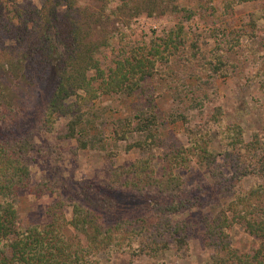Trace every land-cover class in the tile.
<instances>
[{
  "label": "trees",
  "instance_id": "1",
  "mask_svg": "<svg viewBox=\"0 0 264 264\" xmlns=\"http://www.w3.org/2000/svg\"><path fill=\"white\" fill-rule=\"evenodd\" d=\"M101 1L94 11L80 0H42L39 7L0 0V264H108L119 255L168 264L164 256L170 252L184 259L195 225L173 216L197 207L200 193L177 171L194 162L231 192L215 215L200 222L203 244L212 251L206 264H264V136L254 132L246 140L239 125L226 121L220 104L204 111L205 103L196 100L193 108L204 111L200 121L176 108L162 117L152 104L159 85L176 71L198 81L205 73L211 80L236 77L247 58L254 70L244 75L245 82L264 91V7L244 26L217 25L209 51L199 43L203 33L191 36L185 27L197 16L216 24L232 17L235 7L257 1L264 6V0H118L114 8ZM141 15L177 17L178 23L161 37L132 43L131 20ZM107 51L109 64L102 60ZM102 97L148 101L145 110L113 124L115 153L108 155L137 134L128 149L142 157L114 171L118 186L98 204L65 198L46 180L32 186L34 138L51 132L56 116H66L63 138L90 147L99 119L93 106ZM166 123H181L186 145L162 138ZM215 144L227 156L223 163ZM226 165L230 177L221 170ZM244 179L254 183L245 187ZM39 189L41 195L56 194L45 210L48 221L24 227L16 198L21 190ZM121 195L138 200L133 211ZM234 226L259 246L247 252L235 248Z\"/></svg>",
  "mask_w": 264,
  "mask_h": 264
},
{
  "label": "rangeland",
  "instance_id": "2",
  "mask_svg": "<svg viewBox=\"0 0 264 264\" xmlns=\"http://www.w3.org/2000/svg\"><path fill=\"white\" fill-rule=\"evenodd\" d=\"M15 1L22 2L24 0ZM28 1L34 7H39L42 2V0ZM104 1L110 8H114L118 4V0ZM101 2L103 1L80 0L82 6H89L94 11L100 9ZM263 7V3L258 1L244 3L235 7L232 17L224 16L216 24L211 20H202L197 16L192 22L186 23L185 27L191 36L203 33L199 43L204 51H209L215 45L210 31L216 29L217 25L227 30L244 26L249 21V15ZM139 22H143V24ZM177 23V17L141 15L131 20V28L128 31L129 39L132 43H137L142 40L148 41L152 36L161 37ZM110 58L109 51L103 53L102 60L107 64L110 63ZM253 70L251 58H247V61L244 62L243 72L236 77L211 80L205 73L201 75V81H198L195 78H187L184 74L176 71L178 74L174 75L172 80L159 85L158 94L160 93V96L152 104L155 105L156 111L162 117L173 112L176 108L177 112L186 113L194 121L202 120L204 117L201 113H204L207 108L211 110L212 106L220 104L226 121L239 125L244 131L246 140H249L251 133L254 132L264 136V91H259L255 85H248L244 79V75L251 74ZM196 100L205 103L204 111L193 108ZM147 103L148 101L144 99L126 97H102L95 101L93 107L99 115V119L97 126L92 127L90 131V137L93 138L90 141L93 143L90 142V147L85 149L79 148L75 139L63 138L69 117L56 116L52 131L39 132L34 138L36 147L29 163L31 185L36 187L42 180L49 181L63 197L79 199L88 205L90 203L98 204L105 195L108 198L111 193L110 189L118 186L116 181L112 180L114 171L130 165L131 162L142 157L139 150L128 149L129 145L132 146V143L140 138L137 134H133L125 142L116 144V154L108 156L110 152L115 153L112 141L113 124L121 119L131 117L138 109L145 110L148 108ZM161 136L168 142L186 145L181 123H166L162 128ZM92 145L98 148L94 149ZM101 147H105V149ZM214 148L219 152L218 163L225 162L227 156L220 154L217 144L214 145ZM221 170L224 177H230L231 171L227 165L222 166ZM177 173L183 177L190 189L196 188L194 194L200 193V204L173 216L174 221H184L195 225L189 240L188 254L180 260L175 258L173 252L166 253L164 261L168 264H206L212 251L203 244L204 228L200 222L204 217L215 215L227 202L231 192L223 190V188L220 189L213 178L195 162L188 169H179ZM243 182L245 187L254 183L252 179H244ZM40 191V189L32 192L21 190L16 198L17 213L24 227L44 225L48 221L45 210L54 202L56 194L41 195ZM120 198L123 204L129 206V211H133L138 203V200L135 202L133 198L130 199L125 195H121ZM66 211L67 217L70 218V209H66ZM231 241L232 245L242 252L259 246V242L245 233L240 226H234L232 229ZM108 264H151V262L144 258L132 261L128 255H119L112 258Z\"/></svg>",
  "mask_w": 264,
  "mask_h": 264
},
{
  "label": "built area",
  "instance_id": "3",
  "mask_svg": "<svg viewBox=\"0 0 264 264\" xmlns=\"http://www.w3.org/2000/svg\"><path fill=\"white\" fill-rule=\"evenodd\" d=\"M140 24H143V22H139ZM155 28V27H154Z\"/></svg>",
  "mask_w": 264,
  "mask_h": 264
}]
</instances>
